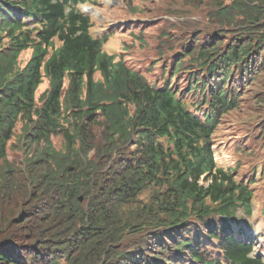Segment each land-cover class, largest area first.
<instances>
[{
    "label": "trees",
    "instance_id": "1",
    "mask_svg": "<svg viewBox=\"0 0 264 264\" xmlns=\"http://www.w3.org/2000/svg\"><path fill=\"white\" fill-rule=\"evenodd\" d=\"M87 1L0 0V38L8 39L0 49V161L18 122L24 139L44 144L24 176L7 182L0 174V264H263L232 229L238 208L251 214V189L213 161L216 126L236 103L215 86L197 118L172 86L154 87L103 51L107 36L94 37L79 9ZM230 1L219 22L239 15L264 33V0ZM218 47L198 49V65L213 71L215 55L227 74L256 52L249 40L225 53ZM190 84L187 94L205 87L200 78ZM57 133L59 149L49 141ZM145 191L149 203L139 199ZM140 214L162 233H146Z\"/></svg>",
    "mask_w": 264,
    "mask_h": 264
},
{
    "label": "rangeland",
    "instance_id": "2",
    "mask_svg": "<svg viewBox=\"0 0 264 264\" xmlns=\"http://www.w3.org/2000/svg\"><path fill=\"white\" fill-rule=\"evenodd\" d=\"M229 2V0H94L91 4L93 8L90 17L93 23L91 31L97 35L107 28L111 32V37L103 45L105 52L116 56L117 60L122 59L129 68L139 70L153 85L159 87L170 80L174 91H179L177 98H182L188 92L186 88L190 83L188 81L194 78L201 77L203 82L211 85L217 83L216 79L212 80L215 73L209 75L205 71L206 67L195 66L193 60L195 56L187 53L193 50L197 53L201 45L209 47L216 43L219 44L221 52H226L230 44L252 39V35L246 32L260 29V26H255L256 28L246 26V20L234 21L233 16L231 20L219 22L218 8ZM0 39L1 49L6 46L8 39L5 36ZM53 43L56 46L57 39H54ZM21 54L16 61L17 67L25 65L32 55L30 49L22 51ZM181 59L182 67L173 77L171 65ZM259 59L261 56H254L252 52L251 56L240 64L241 66L233 69L236 74L231 72L229 81L237 86L244 84V87L240 88L241 97L237 107L222 116L212 137L215 164L233 171L237 179L253 192L251 200L253 210L250 217L245 216L242 209L238 208L236 213L238 220L232 223L233 230L244 236L249 235L248 237L250 234L253 235L252 226L257 232L264 233V66L254 62ZM215 65H218L217 72L223 67L217 61ZM46 88L47 80L44 79L34 95V102L38 107L43 104L40 94ZM186 97L190 103H194L191 109L199 110L202 107L203 103L198 101V95ZM21 128L22 124L18 122L14 135L8 142L7 156L0 161V168L3 169V173L0 174L7 178V182L24 176L29 168L25 165L28 163L27 159L35 161L40 147L44 146L43 141L30 143L24 139ZM49 141L55 149L62 147L63 138L60 133L52 134ZM149 198L148 191L139 197L141 203H149ZM26 201L23 199L22 203L26 204ZM137 220L141 222L140 226L145 227L146 233H162L158 226L150 222L149 215L140 214ZM148 236L144 238L147 239ZM260 243H264V237ZM125 245L130 246L127 243ZM254 251L264 256V245L261 248L256 245Z\"/></svg>",
    "mask_w": 264,
    "mask_h": 264
},
{
    "label": "clouds",
    "instance_id": "3",
    "mask_svg": "<svg viewBox=\"0 0 264 264\" xmlns=\"http://www.w3.org/2000/svg\"><path fill=\"white\" fill-rule=\"evenodd\" d=\"M44 79H46V78L43 77L42 81H43ZM41 83H42V82H41ZM41 83H40V84H41ZM40 84H39V85H40ZM47 88H48V85H47ZM47 88H46V89H47ZM43 91H44V90H43ZM35 94H36V91H35ZM35 94H34V95H35ZM34 100H35V99H34ZM10 140H11V139H10ZM10 140H9V141H10ZM9 141H8V142H9ZM7 146H8V144H7ZM6 150H7V148H6ZM7 151H8V150H7Z\"/></svg>",
    "mask_w": 264,
    "mask_h": 264
}]
</instances>
